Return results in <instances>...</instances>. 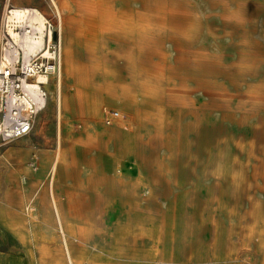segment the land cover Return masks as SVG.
Returning <instances> with one entry per match:
<instances>
[{
  "label": "rangeland",
  "instance_id": "rangeland-1",
  "mask_svg": "<svg viewBox=\"0 0 264 264\" xmlns=\"http://www.w3.org/2000/svg\"><path fill=\"white\" fill-rule=\"evenodd\" d=\"M146 1L0 0V37L9 36L7 21L13 8H39L53 25V43L60 46L62 34L64 42L74 47L77 61L88 64L82 90H87L89 102L106 97L105 84L111 88L129 84L136 91L148 93H142L143 103L137 111L106 100L102 119L97 120L82 110L84 103L80 100H76L73 110L60 111L57 94L75 93L76 81L66 75L60 83V70L49 76L45 85L47 104L35 118L31 133L0 147V200L4 184L14 182V187L20 186L11 199L15 215H8L6 207L0 205V218L15 232L14 235L0 227V264H25L27 256L51 258L44 264H71L64 252L59 255V249L67 251L74 244L92 252V264H264V105L246 99L252 88L264 85V0H173L176 20L179 24L188 23L194 32L187 44L175 42L169 34L154 29L112 31L111 12H122L128 7L144 12ZM170 1L166 0L165 6ZM88 10L101 22L99 37L87 30ZM126 54L134 56L135 65L130 64ZM190 55L194 60L205 58L211 68L190 62ZM97 63L106 73L96 69ZM224 91L229 94L227 98L221 97ZM119 109L123 111L122 126L134 133L138 147L134 156L128 153L122 159L114 156L111 160L107 155L114 154V146L101 144L105 137L98 133L101 125L114 126L115 119L106 123V112ZM142 112L153 115V119L142 125ZM161 119L167 121L163 132L158 126ZM224 138L227 142L219 146L217 140ZM32 162H36V170L31 167ZM121 162L124 169H119ZM114 172L129 189L127 196H119L128 199L124 208L104 193L107 186L100 176L111 177ZM60 176L73 180V195L57 186ZM34 179L39 181L29 194L27 187ZM53 196L58 197L67 224L77 235L88 239L82 241L61 233L51 220L56 217ZM122 224L140 226L150 234L132 246L139 254L135 260L121 254L131 248L128 243L132 240L119 242L113 234ZM153 235L161 242L151 241ZM40 248H46L47 254L41 253ZM58 257L62 260L52 259Z\"/></svg>",
  "mask_w": 264,
  "mask_h": 264
},
{
  "label": "bare ground",
  "instance_id": "bare-ground-1",
  "mask_svg": "<svg viewBox=\"0 0 264 264\" xmlns=\"http://www.w3.org/2000/svg\"><path fill=\"white\" fill-rule=\"evenodd\" d=\"M106 1V0H105ZM165 1L166 0H148L145 2V4L143 5V8H144V12L143 11H135L133 9H130L129 7L124 10V11H119V12H111L109 15V20H112V26L111 29L113 32H117V33H127L126 29L128 28H133L134 29H138V30H157V32H160V33H164V34H169L171 38H173L174 40H176L175 42H181V43H188L192 40V37H193V34L194 32L192 31V28L191 26L186 23H181L179 24L178 21L176 20V7L174 5V1L171 0L170 2V5L168 6H165ZM101 2V1H100ZM124 2V1H123ZM124 4V3H123ZM162 6H160V5ZM88 6V5H87ZM94 6V5H93ZM60 7V6H59ZM113 7V6H112ZM91 8H93L91 6ZM65 9V8H64ZM87 10V9H86ZM85 10V11H86ZM98 10V9H97ZM117 10V9H116ZM229 10V9H228ZM91 10H88V13H87V24H89V29L88 32L90 35L92 36H95V37H99V33L101 30L98 29L101 28V22H97L96 18L97 16L95 15H92L93 13L90 12ZM97 12V11H96ZM187 13V12H186ZM232 13V12H231ZM62 14V13H61ZM102 14V12H101ZM104 14V13H103ZM8 24H7V28H8V32L9 34L12 36V38L14 40H17L18 36H19V30H20V27L22 26V24L24 22L26 23H29L31 25H34L36 27L39 28V32L37 33V43L38 44H42L44 41H46L48 38L51 39L52 38V32L51 31H47V28L45 26L46 24V17L44 15V13H42L39 8L36 9V8H28V7H15L13 8L11 11H9V14H8ZM105 16L107 14H104ZM233 15V14H232ZM62 16V15H61ZM101 16V15H100ZM104 16V17H105ZM102 18V17H101ZM107 18V17H106ZM61 19V17H60ZM99 19V18H98ZM234 19V18H233ZM101 21V20H100ZM193 22V21H192ZM104 24V23H103ZM107 24V23H106ZM105 24V26H106ZM63 23H61V29H63ZM87 28V27H86ZM105 27H102V30L104 29ZM197 28V27H196ZM106 29V28H105ZM199 29V28H198ZM81 30V29H80ZM108 30V29H107ZM197 30V29H196ZM62 31V30H61ZM129 31V30H128ZM88 32H85L88 33ZM105 32V31H104ZM156 32V33H157ZM78 33V32H77ZM84 33V31H83ZM102 33V31H101ZM148 33V32H147ZM195 34H197L195 32ZM82 35V34H81ZM151 35V34H150ZM158 35V34H157ZM143 36V35H142ZM164 36V35H163ZM168 36V35H167ZM85 37V35H84ZM136 37V36H134ZM151 37V36H150ZM161 37V36H160ZM195 37V36H194ZM86 38V37H85ZM93 38V37H91ZM90 38V39H91ZM64 37L62 36L61 34V40H60V46H59V51H58V70L59 71V75H58V78H59V82L62 83L63 82V77L66 76V75H69V76H72L75 81H76V86H77V90L75 93H63V92H59L57 94V98H58V101H59V106H60V111L63 110L64 113L67 112V111H71L73 110V108L75 107L76 105V100H80L81 103H84V106H83V109L85 112L87 111L88 114L92 115L93 117L97 118V120H101L102 119V116H103V103L107 100V101H111V102H120L122 104V106H128L130 107L131 109H133V111H137L139 109V107L142 105L143 101V96H142V93L144 92H141V91H136L134 90L135 88L134 87H131L129 84H126V85H116L115 87L113 86L112 88L111 87H108L106 84L104 86V90H105V93H106V97L104 98H94V100L92 102H89V97H88V94L86 95V91L84 92L82 89L83 88V82H85V80H87V77H86V73H84L86 70H87V67H88V64H84L82 62H79L77 61L76 57H75V53H74V47H72L71 45H68L67 42L65 43L64 42ZM99 39V38H98ZM160 39V38H159ZM167 39V38H166ZM67 41V40H66ZM77 41V40H76ZM151 41V39H150ZM159 41V40H158ZM161 41V40H160ZM98 42V41H97ZM193 42V41H192ZM160 43V42H159ZM194 43V42H193ZM196 43V42H195ZM168 44V43H167ZM147 45V44H146ZM155 45V44H154ZM195 45V44H194ZM198 45V44H197ZM148 46V45H147ZM181 46V45H180ZM179 47V46H178ZM196 47H199V46H196ZM152 49H153V46H152ZM181 49V48H180ZM96 50V49H95ZM156 50V49H155ZM182 50V49H181ZM148 51V50H147ZM150 51V50H149ZM183 51V50H182ZM153 52V51H152ZM161 53V52H160ZM159 53V54H160ZM194 53V52H193ZM95 54V53H94ZM197 55V53H195ZM180 55V54H179ZM205 55V54H204ZM127 56V59L129 60L130 64L132 65H135L136 62H135V58L132 54H126ZM161 56V55H160ZM187 56V55H186ZM189 56V55H188ZM199 56V55H198ZM197 57V56H196ZM206 57V56H204ZM214 57V56H213ZM168 58V57H166ZM210 58V57H209ZM212 58V57H211ZM215 58V57H214ZM218 58V57H217ZM101 59V58H100ZM163 59V58H162ZM189 61L193 62L194 64H197L199 66H204L206 67V69H210V65L209 64V61L206 60L205 58H198L197 60H194V56L193 55H190V57L188 58ZM219 59V58H218ZM95 60V59H94ZM102 60V59H101ZM165 60V59H164ZM216 60V59H215ZM94 62V61H93ZM102 62V61H101ZM168 62V61H166ZM165 62V64H167ZM182 62V61H181ZM180 62V63H181ZM188 62V61H187ZM96 63V61H95ZM152 64V63H150ZM186 64V63H185ZM102 65V64H101ZM101 65H98V63L96 64V69L100 71V73H106L105 69L102 68ZM213 65V64H212ZM217 65V64H216ZM149 66V65H148ZM151 66V65H150ZM153 66V64H152ZM156 66V65H155ZM181 66V65H180ZM220 66V65H219ZM141 67V66H140ZM144 67V66H143ZM146 67V66H145ZM161 67V66H159ZM177 67V66H176ZM232 67V66H231ZM107 68V67H106ZM139 68V67H138ZM156 68V67H154ZM170 68V67H169ZM182 68V67H181ZM213 68V67H212ZM219 68V67H218ZM237 68V67H236ZM167 69V67H166ZM174 69V68H173ZM226 69V68H225ZM228 69V68H227ZM58 70L56 71L58 73ZM144 70V69H143ZM147 70V69H146ZM145 70V71H146ZM187 70H190V69H187ZM200 70V69H199ZM114 71V70H113ZM165 71V70H164ZM168 71V70H167ZM203 71V70H202ZM219 71V70H218ZM230 71V70H229ZM115 72V71H114ZM156 72V71H155ZM160 72H162L160 70ZM173 72V71H171ZM178 72V70H177ZM221 72V71H219ZM231 72V71H230ZM202 73V72H201ZM204 73V71H203ZM202 73V74H203ZM222 73V72H221ZM218 74L217 77L219 75ZM226 73V71H225ZM233 73V72H232ZM114 74V73H113ZM138 74V73H137ZM159 74V73H158ZM235 74V73H234ZM117 75V74H116ZM144 75V74H142ZM162 75H163V72H162ZM166 75V74H165ZM164 75V76H165ZM186 75V74H185ZM194 75V74H193ZM206 75V74H205ZM210 75V74H209ZM224 75V74H223ZM237 75V74H236ZM235 75V76H236ZM140 76V75H139ZM138 76V77H139ZM154 76V75H153ZM157 76V75H156ZM175 76V75H174ZM178 76V75H176ZM189 76V75H188ZM187 76V77H188ZM201 76V75H200ZM137 77V76H136ZM146 77V76H145ZM159 77H160V74H159ZM173 77V76H172ZM183 77H186V76H183ZM186 77V78H187ZM208 77V76H207ZM164 78V77H163ZM167 78V77H165ZM181 78V77H180ZM202 78V77H201ZM236 78V77H235ZM238 78V76H237ZM158 79V78H157ZM173 79H176V78H173ZM193 79V78H192ZM195 79V78H194ZM212 79V78H211ZM38 80L41 81V82H47L49 81V78L47 76H43V75H40L38 77ZM116 80V79H115ZM114 80V81H115ZM138 80V79H137ZM154 80V79H153ZM161 80V79H160ZM178 80V79H176ZM214 80V79H213ZM237 80V79H236ZM245 80V79H244ZM113 81V82H114ZM117 81V80H116ZM189 81V79H188ZM199 81V80H198ZM197 81V82H198ZM202 81V80H201ZM231 81V80H230ZM135 82V80H134ZM140 82V80H139ZM153 82V81H152ZM156 82V81H155ZM158 82V80H157ZM182 82V81H181ZM196 82V83H197ZM200 82V81H199ZM206 82V81H205ZM204 82V83H205ZM215 82V80H214ZM109 83V82H107ZM111 83V82H110ZM125 83V82H124ZM138 83V82H137ZM160 83V82H159ZM190 83V81H189ZM218 83V82H217ZM220 83V82H219ZM230 83V82H229ZM259 83V82H258ZM113 84V83H112ZM155 84V83H154ZM157 84V83H156ZM155 84V85H156ZM186 84V83H185ZM193 84V83H192ZM136 85V84H135ZM147 85V84H145ZM144 85V86H145ZM244 85V84H243ZM256 85V84H255ZM137 86V85H136ZM158 86V85H157ZM160 86V85H159ZM198 86V85H197ZM214 86V85H213ZM226 86V85H225ZM245 86V85H244ZM142 87V86H141ZM153 87V86H151ZM161 87V86H160ZM165 87V86H163ZM190 87V86H189ZM204 87V86H203ZM217 87V86H216ZM234 87V86H232ZM237 87V85H236ZM156 88V87H155ZM191 88V87H190ZM202 88V86H201ZM207 88V87H205ZM210 88V87H208ZM207 88V89H208ZM170 89V88H168ZM176 89V88H174ZM206 89V90H207ZM228 89V88H227ZM98 90V89H97ZM160 90V89H159ZM188 90V89H187ZM226 90V89H225ZM145 91V90H144ZM149 91V90H147ZM155 91V90H154ZM162 91V90H161ZM164 91V90H163ZM193 91V90H192ZM208 91V90H207ZM151 92V91H150ZM153 92V90H152ZM151 92V93H152ZM156 92V91H155ZM165 92V91H164ZM163 92V93H164ZM226 92V91H224ZM92 93V92H91ZM147 93V92H145ZM144 93V94H145ZM148 94V93H147ZM155 94V93H154ZM165 94V93H164ZM186 94V93H185ZM188 94V93H187ZM190 95V94H189ZM152 96V95H151ZM229 96V94L226 92V93H223L221 94V97H224V98H227ZM151 99V98H150ZM190 99V98H189ZM234 99V98H233ZM246 99L250 102V103H253V104H259V105H264V85H261V86H258L256 88H252L247 94H246ZM152 100V99H151ZM155 100V99H154ZM159 100V99H158ZM165 100V99H164ZM163 100V101H164ZM174 100V99H173ZM178 100V99H177ZM240 100V99H239ZM149 101V100H148ZM147 101V102H148ZM161 102H162V99H161ZM166 102V101H165ZM179 102V101H178ZM186 102V101H185ZM187 103V102H186ZM217 103V101H216ZM78 104V102H77ZM156 104V103H155ZM185 104V103H184ZM195 105V104H194ZM209 105V104H208ZM207 105V106H208ZM214 105V103H213ZM218 105V104H217ZM158 107V105H155ZM185 106V105H184ZM196 106V105H195ZM210 106H212L210 104ZM216 106V104H215ZM79 107V106H78ZM204 108V107H203ZM218 108V107H217ZM216 108V109H217ZM183 109V108H182ZM263 109V108H262ZM128 110V109H127ZM166 110V109H165ZM185 110V109H184ZM214 110V109H213ZM232 110V109H231ZM119 113L121 115V113L123 112L121 109H119ZM187 111V110H186ZM185 111V112H186ZM195 111H197L195 109ZM205 111V110H204ZM234 111V110H233ZM239 111V110H238ZM158 112V110H157ZM184 112V113H185ZM190 112V111H189ZM188 112V113H189ZM193 112V111H192ZM206 112V111H205ZM235 112V111H234ZM155 113V112H154ZM197 113V112H196ZM204 113V112H203ZM241 113V111H240ZM168 114V113H167ZM199 114V113H198ZM244 114V113H243ZM248 114V113H247ZM119 115V116H120ZM187 115V114H186ZM195 115V114H194ZM230 115V114H229ZM234 115V114H233ZM257 115V114H256ZM153 115H150L149 113L147 114L146 112L145 113H141L139 115V118L141 120V124L143 125L144 123L147 124L148 121H151L153 119L152 117ZM190 116V115H189ZM90 117V116H89ZM123 117V115H122ZM134 117V116H133ZM244 117V116H243ZM92 118V117H91ZM167 118V117H166ZM182 118V117H181ZM195 119V118H194ZM230 119V117H229ZM240 118L236 119L239 120ZM258 119V117H257ZM256 119V120H257ZM158 120V119H157ZM175 120V119H174ZM199 120V119H198ZM167 122V121H166ZM164 120H160V124L158 125L161 132L164 131V129L166 128L167 126V123H166ZM193 122V121H192ZM206 122V121H205ZM123 122L121 121V116L116 118L115 119V123H114V126L113 127H106V126H103L101 125V128H102V131L101 133L98 135H100L102 138L105 137V139H102V142L101 144H103L105 147L111 143L113 146H114V154H108L107 155V158L111 159V160H114V156H116V158L118 159H122L123 157H126V155L128 153H130L131 155L134 156V153L136 152V149L138 147V139L136 138V136L134 135L133 132L131 131H126L125 127L122 126ZM135 123V122H134ZM159 123V122H158ZM171 123V122H170ZM169 123V124H170ZM175 123V122H174ZM238 123V122H237ZM236 123V124H237ZM150 124V122H149ZM189 124V123H188ZM234 124V125H236ZM262 124V123H261ZM175 125V124H174ZM239 125V124H238ZM177 126V125H176ZM182 126V124H181ZM137 127V126H136ZM147 127V126H146ZM171 127V126H170ZM245 127V126H244ZM145 128V127H144ZM182 128V127H181ZM198 128V127H197ZM242 128V126H241ZM151 129V127H150ZM144 130V129H143ZM149 130V129H148ZM153 130V129H151ZM155 130V129H154ZM174 130V129H173ZM183 130V129H182ZM199 130V129H198ZM147 132V131H146ZM181 132V131H180ZM197 132V131H195ZM69 134V132H67ZM191 133V132H190ZM241 133V132H240ZM152 134V132H151ZM205 135V134H204ZM167 136V135H166ZM141 137V136H140ZM164 137V136H163ZM179 137V136H178ZM185 137V136H184ZM191 137V136H190ZM195 138H196V134H195ZM244 138V137H243ZM155 139V136L153 138V141ZM166 140V139H165ZM178 140V139H177ZM195 140V139H194ZM206 140V139H205ZM208 140V139H207ZM145 141V139H144ZM143 141V142H144ZM161 141V140H160ZM198 141V139H197ZM209 141V140H208ZM243 141V140H242ZM206 142V141H205ZM218 142V145L220 146L223 142L226 143L227 142V139L224 138L222 140H217ZM84 143V142H83ZM221 143V144H220ZM239 143V142H238ZM244 143V142H242ZM145 144V143H144ZM160 144V143H159ZM80 145H83L80 143ZM135 145V146H134ZM157 145V144H155ZM204 145V144H203ZM233 144H231L232 146ZM239 145V144H238ZM165 146V145H164ZM181 146V145H180ZM241 146V145H240ZM172 147V146H171ZM179 147V146H178ZM177 147V148H178ZM180 148V147H179ZM224 149V148H223ZM222 149V151H224ZM233 149V148H232ZM235 149V148H234ZM239 149V148H238ZM174 150V149H173ZM179 150V149H178ZM236 150V149H235ZM172 151V150H171ZM177 153V150H175ZM181 151H184V150H181ZM226 151V150H225ZM243 151V150H242ZM139 152V151H138ZM217 152V151H216ZM240 152V151H239ZM251 152V151H250ZM140 153V152H139ZM181 153V152H180ZM222 153V152H221ZM243 153V152H242ZM255 153V152H254ZM179 154V153H178ZM194 154V152H193ZM197 154V153H196ZM195 154V155H196ZM220 154V153H219ZM226 154V153H225ZM139 155V154H138ZM142 155V154H140ZM239 155V153H238ZM241 155V154H240ZM223 156V155H222ZM149 157V156H148ZM179 157V156H178ZM193 157V156H192ZM240 157V156H239ZM150 158V157H149ZM148 158V159H149ZM153 158V157H152ZM198 158V157H197ZM213 158V157H212ZM227 158V157H226ZM107 159V160H109ZM204 159V158H203ZM211 159V158H210ZM257 159V158H256ZM144 160V159H143ZM188 160V159H187ZM212 160V159H211ZM180 161V160H179ZM191 161V160H190ZM194 161V159H193ZM215 161V160H214ZM153 162V161H152ZM175 162V161H174ZM177 162V161H176ZM181 162V161H180ZM114 163V162H113ZM122 163V162H121ZM154 163V162H153ZM193 163V162H192ZM205 163V162H204ZM210 163V162H209ZM216 163V161H215ZM214 163V164H215ZM240 163V162H239ZM145 164V163H144ZM162 164V163H161ZM173 164V163H172ZM187 164V163H185ZM213 164V163H212ZM219 165V159L217 161V163ZM215 164V165H216ZM232 164V163H231ZM254 164V162H253ZM31 165V164H30ZM116 165V164H115ZM146 165V164H145ZM153 165V164H152ZM160 165V164H159ZM164 165V164H163ZM176 165V164H175ZM205 164H203L204 166ZM257 165V164H256ZM162 166V165H161ZM202 166V167H203ZM211 166V165H210ZM264 166V165H263ZM113 167V166H112ZM115 167V166H114ZM177 167V166H176ZM186 167V165L184 166ZM200 167V166H199ZM237 167V166H236ZM254 167V166H253ZM111 168V166L109 167ZM124 169V164L122 163L120 168L119 169ZM171 168V167H170ZM198 168V167H197ZM222 168V167H221ZM55 169V168H53ZM112 169V168H111ZM213 169V168H212ZM157 170V169H156ZM211 170V169H210ZM209 170V171H210ZM162 171V170H161ZM160 171V172H161ZM170 171V170H169ZM222 171V170H221ZM162 173V172H161ZM175 173V172H174ZM172 173V174H174ZM177 173V171H176ZM115 172L113 174V176L111 177H107V176H104V175H101L100 177L103 178V184L107 186V189L106 191L104 192L105 195H108L109 196L111 195V197L114 199V201H118L119 202V206L121 207H126V205L128 204V199H126V197H121L119 198V196H127V193H128V188L126 187V185L118 178H116L115 176ZM159 174V173H158ZM160 175V174H159ZM162 175V174H161ZM200 175H202V173H200ZM207 175V174H206ZM228 176V175H227ZM226 176V177H227ZM172 177V176H171ZM221 177V176H220ZM53 178V177H52ZM262 178V177H261ZM25 179V178H24ZM154 179V178H153ZM216 179V178H215ZM176 180V178H175ZM220 180V179H219ZM223 180V179H222ZM254 180V179H253ZM156 181V180H155ZM221 181V180H220ZM262 181V180H261ZM157 182V181H156ZM223 182V181H222ZM158 183V182H157ZM221 183V182H220ZM262 183V182H261ZM229 184V183H228ZM149 185V184H148ZM216 186V185H215ZM219 186V185H218ZM221 186V185H220ZM219 186V188H220ZM51 187H54V184L51 186ZM151 187V186H150ZM201 187V186H200ZM20 188V187H19ZM216 188V187H215ZM234 188V187H233ZM221 189V188H220ZM229 189V188H228ZM52 190V189H51ZM131 190V189H130ZM150 190V188H149ZM219 190V189H218ZM222 190V189H221ZM220 190V191H221ZM252 190V188H251ZM263 190V189H262ZM223 191V190H222ZM51 192V191H50ZM55 193V192H54ZM131 193V192H130ZM152 193V192H151ZM221 193V192H220ZM259 193V192H258ZM222 194V193H221ZM52 195V194H51ZM188 195V194H187ZM151 196V194H150ZM153 196V195H152ZM220 196V195H219ZM131 197V196H130ZM133 197V196H132ZM135 197V196H134ZM139 197V196H138ZM215 197V196H214ZM129 198V197H128ZM194 198V197H192ZM231 198H233L231 196ZM251 198V197H250ZM25 199V198H24ZM154 199V198H153ZM197 199V197H196ZM155 200V199H154ZM229 200V199H227ZM53 201H54V208H55V218L54 219H51L53 222H55V224H57L58 228L61 230V233H63L64 235H67V236H77L78 239L82 240L83 239H88L86 237V235H77V231H75L74 228H72L71 226H69L67 224V220H66V217L62 214L61 210H62V207L60 205V202H59V199L57 196H53ZM218 200H216L215 202H217ZM142 203V202H141ZM210 203V202H209ZM253 203V202H252ZM138 204V203H137ZM264 204V203H263ZM193 205V204H192ZM199 205V204H198ZM218 205V204H217ZM221 205V204H220ZM229 205V204H228ZM140 206V205H139ZM148 206V205H147ZM231 206V205H230ZM229 206V207H230ZM260 206V204H259ZM1 207V206H0ZM154 207V206H153ZM163 207V206H162ZM146 208V207H145ZM199 208V207H198ZM195 210V208H194ZM237 210V208H236ZM206 211V210H205ZM229 211V210H228ZM133 212V210H132ZM138 212V211H136ZM226 212V211H225ZM261 212V211H259ZM199 213V212H197ZM223 213V212H222ZM260 214V213H258ZM130 215V214H129ZM223 215V214H222ZM235 215V214H234ZM131 216V215H130ZM162 216V215H161ZM198 216V214L196 215ZM224 216V215H223ZM259 216V215H258ZM187 217V216H186ZM191 217V216H190ZM195 217V216H194ZM206 217V216H205ZM214 217V216H213ZM234 217V216H233ZM235 218V217H234ZM249 218V217H248ZM131 219V217H130ZM197 219V218H196ZM149 220V219H148ZM194 220V219H193ZM50 221V220H49ZM186 221V219H185ZM191 222V220H188ZM226 221V219H225ZM224 221V222H225ZM249 221V220H248ZM210 222V221H209ZM217 222V220H216ZM69 223V222H68ZM138 223V222H137ZM141 223V222H140ZM150 223V222H149ZM187 223V222H186ZM193 223V222H192ZM161 224V223H160ZM191 224V223H190ZM198 224V223H197ZM201 224V223H200ZM216 224V223H215ZM223 224V223H221ZM130 224H126V225H119L118 227H116L114 229V232L113 234L117 236V239H119V242L121 240V242H125L128 240H132V242L128 243V245H131L130 249H128V251H125V252H122L121 254L125 255L126 257L132 259V260H135V258H139V254L136 252L137 250L134 249L132 246H136L137 242H139V240H143L144 238H146L147 236H150L149 233H147L142 227L140 226H135V227H130L129 226ZM140 225V224H139ZM188 225V224H187ZM193 225V224H192ZM259 225V224H258ZM162 226V225H161ZM194 226V225H193ZM219 226V225H218ZM160 227V226H159ZM165 227V226H164ZM187 227V226H186ZM203 227V226H202ZM217 227V226H216ZM154 229V228H153ZM191 229V228H190ZM193 229V228H192ZM220 229V227H219ZM226 229V228H225ZM77 230V229H76ZM148 230V229H147ZM160 230V228H159ZM163 230V229H162ZM160 230V231H162ZM159 231V232H160ZM211 231V230H210ZM219 231V230H218ZM222 231V230H221ZM186 232V231H184ZM231 232V231H230ZM193 233V232H192ZM198 233V232H197ZM211 233V232H210ZM164 234V232H163ZM258 234V233H257ZM194 235V233H193ZM227 235V234H226ZM197 236V235H196ZM48 237V236H47ZM163 237V235H162ZM187 237V235H186ZM129 238V239H128ZM189 238V237H188ZM217 238V237H216ZM255 238V237H254ZM49 239V237H48ZM128 239V240H127ZM148 239V238H147ZM226 239V238H225ZM233 239V237H232ZM55 240V239H54ZM193 240V239H192ZM197 240V239H196ZM255 240V239H254ZM118 241V240H117ZM153 242H161V240L159 239L158 236H155L153 235L152 236V240ZM185 241V240H184ZM217 241V240H215ZM234 241V240H233ZM147 242V240H146ZM255 242V241H254ZM193 243V242H192ZM198 243V242H197ZM143 244V243H142ZM154 245V244H153ZM159 245V244H158ZM211 245V244H210ZM224 246V244H223ZM226 246V245H225ZM228 247V246H227ZM255 247V246H254ZM117 248V247H116ZM229 248V247H228ZM78 249V251L76 250ZM115 249V248H114ZM153 249V248H152ZM207 249V248H206ZM205 249V251H206ZM223 249V248H222ZM40 251L41 253H46L47 254V250L46 248H40ZM131 253H130V252ZM149 251V250H148ZM227 251V250H226ZM225 251V252H226ZM53 252V251H52ZM62 252H64L65 254V257L67 260L70 261L71 264H81L83 261L87 262L88 264H92L93 261H92V256H91V253H90V250H88L87 248L83 247L82 245H71L67 248V251L66 250H63L62 249H59V255H62ZM203 253V252H202ZM240 253V252H239ZM200 254V253H199ZM222 254V253H221ZM228 254V253H227ZM224 255L225 256H227ZM57 255V254H56ZM93 255V254H92ZM150 255V254H149ZM158 256V255H157ZM208 256V255H207ZM231 256V255H230ZM124 257V256H123ZM218 257V256H217ZM155 258V257H154ZM164 258H166L164 256ZM213 258V257H212ZM117 259V258H116ZM164 260V259H163ZM205 260V259H204ZM117 261V260H116ZM144 262V261H143ZM162 262V261H161ZM120 263V262H119ZM141 263V262H140ZM169 263V262H168ZM220 263V262H218ZM122 264V262H121ZM136 264V263H135ZM146 264V263H145ZM164 264V263H163ZM171 264V263H170Z\"/></svg>",
  "mask_w": 264,
  "mask_h": 264
},
{
  "label": "built area",
  "instance_id": "built-area-1",
  "mask_svg": "<svg viewBox=\"0 0 264 264\" xmlns=\"http://www.w3.org/2000/svg\"><path fill=\"white\" fill-rule=\"evenodd\" d=\"M47 31L52 23L46 19ZM39 28L27 23L14 40L0 37V147L31 133L35 118L46 107L47 82L38 80L58 70L59 43L52 38L37 43ZM117 110L106 112V123L119 117ZM36 170V162L31 163Z\"/></svg>",
  "mask_w": 264,
  "mask_h": 264
},
{
  "label": "crops",
  "instance_id": "crops-1",
  "mask_svg": "<svg viewBox=\"0 0 264 264\" xmlns=\"http://www.w3.org/2000/svg\"><path fill=\"white\" fill-rule=\"evenodd\" d=\"M39 180L37 179H34L32 181H30V183L28 184V187H27V193L31 194L32 191L34 190V185L37 184ZM57 181V186L60 188V190L62 192H65V193H70L71 195H73L74 191H75V184L73 183V180L71 178H68V177H57L56 179ZM6 187L3 188V195L1 197V200H0V205H3L6 207L7 211H8V215L11 214V215H15V212H14V206L13 204L11 203V199L13 198V194L14 193H17L18 194V189H19V184L18 186L14 187V182H11V183H6L4 184ZM74 186V187H73ZM69 194V195H70ZM46 195L48 196V193L46 192ZM0 227L1 229H3L4 231H7L9 233H13L15 235V232L13 230H11L9 228L8 225L5 224L4 220H2L0 218ZM18 239L20 240V238L18 237ZM21 241V240H20ZM46 259H51V258H44V257H26V262L25 264H44L45 262H43L44 260ZM54 260H59L61 261L62 258L61 257H58V258H52Z\"/></svg>",
  "mask_w": 264,
  "mask_h": 264
}]
</instances>
